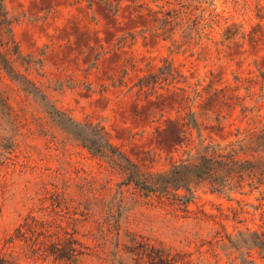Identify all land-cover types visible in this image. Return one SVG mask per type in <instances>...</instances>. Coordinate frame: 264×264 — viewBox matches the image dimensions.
Masks as SVG:
<instances>
[{
    "label": "rangeland",
    "instance_id": "1",
    "mask_svg": "<svg viewBox=\"0 0 264 264\" xmlns=\"http://www.w3.org/2000/svg\"><path fill=\"white\" fill-rule=\"evenodd\" d=\"M3 3L20 55L0 46L10 61L0 58V253L14 264H138L127 249L142 242L184 264H264L252 245L255 233L264 240V188L204 184L187 204L147 196L117 156L77 137L101 128L128 163L160 173L259 133L264 0ZM30 216L72 222L84 254H33L16 238Z\"/></svg>",
    "mask_w": 264,
    "mask_h": 264
},
{
    "label": "trees",
    "instance_id": "2",
    "mask_svg": "<svg viewBox=\"0 0 264 264\" xmlns=\"http://www.w3.org/2000/svg\"><path fill=\"white\" fill-rule=\"evenodd\" d=\"M12 23L3 0H0V46L5 52H15L19 56L12 35ZM0 58L5 66L10 63L1 53ZM57 112L64 117L62 113ZM63 117L60 121L65 126ZM68 120L70 121L67 118ZM192 124L197 128L196 121L193 120ZM77 137L83 143H87V147L95 154L109 152L117 156L121 161L118 165L128 175V184L135 185L147 196L157 195L187 204L194 198L196 190L204 184L209 185L211 190L217 193H230L245 186L252 190L264 188V129L236 143L228 151L213 148L208 152L206 149L160 173L143 172L128 163L101 128L90 125L86 132L80 131ZM85 137L91 138L90 143ZM182 192L184 194H181ZM71 224L72 222L64 226L56 221H40L30 216L17 228L16 238L25 241L33 254L45 259L53 258L55 261L75 263L84 254V245L78 240L77 230ZM253 236L255 238L252 245L264 251V240L262 241L257 233ZM243 242L249 244L247 240ZM127 250L138 264H184L185 262V255L181 252H172L142 242H135ZM0 264H14V262L0 253Z\"/></svg>",
    "mask_w": 264,
    "mask_h": 264
}]
</instances>
